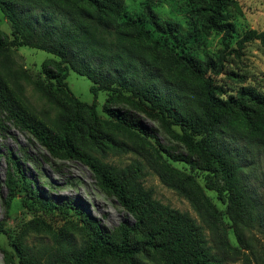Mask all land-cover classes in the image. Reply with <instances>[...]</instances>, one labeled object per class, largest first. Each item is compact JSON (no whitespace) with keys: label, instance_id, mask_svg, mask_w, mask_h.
I'll return each mask as SVG.
<instances>
[{"label":"trees","instance_id":"obj_1","mask_svg":"<svg viewBox=\"0 0 264 264\" xmlns=\"http://www.w3.org/2000/svg\"><path fill=\"white\" fill-rule=\"evenodd\" d=\"M230 1L192 2L194 13L199 9L205 13L206 27L223 33L225 47L218 59H204L187 44L191 35L182 31L181 24L162 19L150 4H145L142 13L132 14L125 0H0V9L12 28L10 45H29L59 58L44 62L42 70L50 83L40 87L60 107L59 131L21 117L19 112L16 117L51 155L87 164L99 185L134 219L121 223L116 237L96 227L83 245L68 241L59 249L19 242L15 250L20 264H106L109 260L123 264H223L231 259L228 248H251L256 254L252 230L263 214L261 201L249 189V168L254 172L264 159V125L255 117L256 113L264 115V91L242 73L227 68L221 58L236 31L226 11ZM253 39L264 44V31L249 29L236 39L230 52L240 56L245 43ZM5 40L7 36L0 30V44ZM70 69L91 80L95 97L99 91L114 93L104 104L106 113L152 144L150 165L163 183L189 199L203 215L213 233L212 243L188 212L154 198L141 181V162L136 168L118 167L79 142L84 136L96 144L106 133L99 125L96 102L81 100L68 86ZM174 69L181 72L179 79L174 77ZM222 75L230 80L224 81ZM64 93L70 105L60 99ZM119 98L163 125L178 126L180 132L175 137L188 153L166 149L132 107L112 105ZM173 161L212 173L237 245L230 242L225 219L201 185ZM30 194L48 205L38 192ZM261 260L264 262V256Z\"/></svg>","mask_w":264,"mask_h":264},{"label":"rangeland","instance_id":"obj_2","mask_svg":"<svg viewBox=\"0 0 264 264\" xmlns=\"http://www.w3.org/2000/svg\"><path fill=\"white\" fill-rule=\"evenodd\" d=\"M127 10L132 14L142 13L145 4H150L162 19L177 21L186 35H191L187 44L201 57H215L224 49L223 33L208 29L205 13L193 12V0H125ZM193 2V3H192ZM228 18L235 25L230 45L221 55L227 68L246 76L249 83L264 91V44L259 39L245 43L240 56L230 52L236 46V39L249 29L264 31V0H231L226 8ZM0 30L7 40L0 44V264H20L15 244L23 242L36 247L61 248L68 241L83 245L97 228L116 237L118 226L123 222H134L133 217L119 203L116 197L104 190L98 183L91 168L77 158L64 155H51L24 127L16 117L43 123L59 131L58 114L60 107L47 97L40 87L50 83L43 73L46 61L58 60V56L29 45H10L12 28L0 9ZM1 38L4 37L1 34ZM5 48V49H3ZM182 76L174 69V77ZM224 81L228 76L222 75ZM181 80V79H180ZM67 83L73 93L86 102H96L100 119V128L106 133L99 143H93L86 137L79 142L100 157L103 161L118 167L133 165L144 168L141 181L151 189L154 198L171 208L188 212L203 226L210 242L213 233L203 215L185 196L162 182L157 171L150 165L153 158L152 144L130 129L119 125L106 113L104 104L113 92L99 91L97 96L91 91V80L70 69ZM66 105H70L68 95H60ZM115 107L131 108L136 117L159 142L168 150L188 153L176 139L180 128L176 125H163L161 121L119 98L112 102ZM256 121L264 125V115L255 114ZM259 161V159L257 160ZM173 164L189 173L210 197L217 207V213L225 219V228L229 231L230 242L237 240L229 227L224 214L225 204L219 199L214 188V176L204 167L192 169L185 162L173 161ZM249 178V189L259 200L263 220H257L252 233V249L228 248L231 259L223 264H264V159ZM39 193L48 205H43L31 197ZM149 263H151L149 261ZM106 264H123L107 261Z\"/></svg>","mask_w":264,"mask_h":264}]
</instances>
